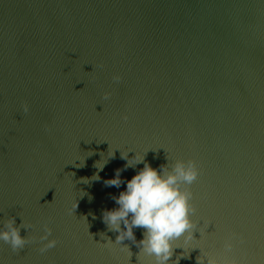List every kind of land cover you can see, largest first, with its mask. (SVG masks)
Listing matches in <instances>:
<instances>
[{"label": "water", "instance_id": "water-1", "mask_svg": "<svg viewBox=\"0 0 264 264\" xmlns=\"http://www.w3.org/2000/svg\"><path fill=\"white\" fill-rule=\"evenodd\" d=\"M135 152L200 169L194 239L169 264H264V0H0V227L31 225L0 262L154 264L141 228L105 244L126 184L103 181ZM45 225L57 244L41 253Z\"/></svg>", "mask_w": 264, "mask_h": 264}, {"label": "clouds", "instance_id": "clouds-1", "mask_svg": "<svg viewBox=\"0 0 264 264\" xmlns=\"http://www.w3.org/2000/svg\"><path fill=\"white\" fill-rule=\"evenodd\" d=\"M114 79L118 81L120 77L115 76ZM107 95L106 93L105 98ZM24 111H28L27 105L24 106ZM124 119H127V116ZM113 155L112 152L109 157ZM122 157L127 160L125 169H116L113 177L103 181L105 187L118 189L122 184H126L124 190L111 197L116 207L105 209L102 213L107 228L118 233L115 242L108 239L105 244H122L125 239L135 241L134 229L141 228L143 238L138 242L140 252L154 257V264H169L173 250L178 246L186 249L194 239L193 231L197 228V222L193 218L196 209L191 203L192 192L187 186L197 180L200 169L194 160L175 159L170 162L168 157L169 163L154 168L145 160V154L138 156L135 152L132 158H128L127 153ZM107 163L108 160L103 159L95 164L98 171L93 176L94 180L100 179L99 171H102ZM140 163H143V167L130 179L125 181L121 178L123 170L128 167L135 168ZM84 182L87 183L88 180L86 182L84 178ZM30 227L31 225L23 220L20 225H16L15 219L9 218L0 227V241L9 244L13 252H19L28 243L27 236H22L20 230ZM44 228L45 231L39 237L41 241H45L41 244V253L57 244L55 237L51 235L52 229L47 225ZM199 231L202 235V231ZM233 242V236L224 241L225 253L232 251ZM179 258L177 257V261ZM197 261L199 264H239L235 258L222 262L211 255H204Z\"/></svg>", "mask_w": 264, "mask_h": 264}]
</instances>
